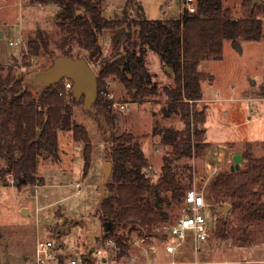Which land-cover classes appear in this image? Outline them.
<instances>
[{
  "label": "rangeland",
  "instance_id": "374dc122",
  "mask_svg": "<svg viewBox=\"0 0 264 264\" xmlns=\"http://www.w3.org/2000/svg\"><path fill=\"white\" fill-rule=\"evenodd\" d=\"M128 1L104 0L103 15L109 20H117L124 16L125 11L133 13ZM183 1L139 0L145 17L154 21L181 17ZM222 1L235 18L242 17L245 0ZM58 11L56 5H42L34 0H0V66L4 76L12 70L15 79L24 77L26 80L35 72L47 70L54 59L61 56L62 51L57 46L61 37L56 22ZM37 30L48 33L54 58L46 54H29L28 41L35 37ZM120 33L107 30L99 36L105 56L114 55ZM20 40L22 43L11 45ZM238 44L239 47L226 41L221 59L205 58L199 64V70L205 73L206 79L202 82L204 97L196 103V110L205 116V121L198 128L205 132L208 148L187 162L193 173L192 189L203 192L209 204L204 212L211 224L212 236L207 244H203L197 257L190 237L175 254L166 252L168 235L164 227L183 215V201L167 210L170 219L157 224L152 232L140 225L121 227L118 234L128 237L130 247L122 256H118V250L110 248V262L192 264L197 258L200 264H264V230L253 229L249 240L242 243L229 210L227 236H218L217 223L224 217V209L210 195L218 174L234 165V155H242L250 145L254 157L264 156V38L259 42L240 40ZM119 51L123 52L122 48ZM83 53L76 48L75 58ZM146 65L152 75V83L147 87V93L137 101L123 84L112 78L107 81L109 97L114 103H129L131 108L124 111L113 107L117 116L115 132L131 133L139 139L150 161L147 174L157 182L163 156L170 153L171 146L163 144L161 135L155 132L167 128L182 130L184 122L180 115L165 117L162 112L169 103L164 89L173 85V73L152 50L146 54ZM93 69L97 72V67ZM34 86L39 89V84ZM36 88L31 89L33 94ZM92 109L93 113L97 112ZM74 120L87 129L93 146L91 170L87 176L83 172L84 144L75 141L73 134L67 131L59 133V159L51 156L39 158L38 185L18 189L12 174L6 170L5 160L0 157V264H32L39 238L60 240L61 253L67 259L105 243L99 197L104 176L102 163L109 162L108 153L112 145L105 140L109 136L108 128H99L82 104L75 107ZM208 163L220 167L217 175H209ZM177 164L182 165L183 162ZM244 164L242 160L241 169ZM105 190L104 197L110 195L107 184ZM22 209L27 213L23 214ZM65 218H68L66 224L63 223ZM90 232H94L91 244L88 242ZM151 246L156 247V253L150 250Z\"/></svg>",
  "mask_w": 264,
  "mask_h": 264
},
{
  "label": "trees",
  "instance_id": "16d2710c",
  "mask_svg": "<svg viewBox=\"0 0 264 264\" xmlns=\"http://www.w3.org/2000/svg\"><path fill=\"white\" fill-rule=\"evenodd\" d=\"M34 2L59 7L56 22L61 32L57 42L61 56L75 58L74 51L79 48L84 53L76 59L85 58L92 68L97 67L98 99L84 110L97 121L99 128H108L109 136L105 140L112 144L108 161L113 168L111 181L107 183L110 195L100 204V219L104 239L114 238L118 256H122L130 246L128 237L118 234L121 227L140 225L152 232L157 224L170 219L167 210L183 202L192 189L193 173L187 161L208 148L205 132L198 128L205 116L196 110V103L204 97L202 82L206 79L199 64L205 58L221 59L226 41H261L264 1L254 5L251 0H245L242 17L235 18L222 0H199L197 13L189 14L184 9L181 17L167 21L148 20L139 0L128 1L134 14L125 11L117 20L103 15L104 0ZM107 30L122 31L112 57L103 54L99 43V36ZM50 45L48 33L37 30L28 41L29 54L54 58ZM121 48L123 52L119 51ZM148 50L158 54L174 75L173 85L164 89L169 103L163 108V115H180L184 122L182 130L167 128L155 132L161 135L163 144L171 146L170 153L163 156L157 182L147 174L150 161L139 139L131 133L115 132L117 116L107 81L112 78L123 84L134 101L145 95L152 83L146 65ZM35 88L26 84L24 77L15 79L12 70L4 76L0 66V157L18 189L38 185L40 157L59 159V133L63 131L71 132L75 141L84 144V176L91 170L90 135L74 120V109L84 105V96L77 100L73 89L66 91L64 80L39 85L33 94L31 89ZM92 108L97 112L93 113ZM242 157L244 167L220 172L210 195L223 209L226 204L231 206L236 233L245 243L253 229L264 230V156L254 157L249 145ZM179 161L183 164L178 165ZM229 223L224 217L218 220V236L226 238ZM84 257L88 259L86 254Z\"/></svg>",
  "mask_w": 264,
  "mask_h": 264
},
{
  "label": "built area",
  "instance_id": "2783aa9c",
  "mask_svg": "<svg viewBox=\"0 0 264 264\" xmlns=\"http://www.w3.org/2000/svg\"><path fill=\"white\" fill-rule=\"evenodd\" d=\"M199 0H184L183 10L185 9L189 14H195L198 11ZM22 40L11 45L20 44ZM65 89L67 92L74 88V83L70 79L64 80ZM115 109L130 111L129 103H113ZM207 169L211 177L218 174L220 167L211 163L207 164ZM80 186V184H78ZM185 208L183 215L179 217L173 224L165 226L168 240L165 243V250L168 254H175L181 244L187 240L188 237L192 239L194 252L196 257L202 250L203 244H207L212 236V227L205 215V208L209 206L206 201L205 194L191 189L187 192L184 199ZM113 251L118 250L113 239H106L101 246L94 247L90 252H84L80 255L71 258H64L61 249L57 247V240L55 238L38 239L35 245V255L32 264H114L109 261V249ZM150 250L157 252L155 246H151ZM84 254L88 256L85 259ZM176 262H173L175 264ZM192 264H200L196 258Z\"/></svg>",
  "mask_w": 264,
  "mask_h": 264
},
{
  "label": "water",
  "instance_id": "95a60500",
  "mask_svg": "<svg viewBox=\"0 0 264 264\" xmlns=\"http://www.w3.org/2000/svg\"><path fill=\"white\" fill-rule=\"evenodd\" d=\"M252 3L262 4V0H251ZM122 32V31H119ZM121 34V33H120ZM2 37V33H0ZM235 46L239 47L238 42L235 43ZM169 72L171 70L169 69ZM70 79L74 83L73 94L77 100H80L84 96V105L85 110L91 108L98 99V81L97 75L91 65L85 58H71L66 56H58L54 59L53 64L43 71L35 72L31 77L25 80L26 84L32 85H50L58 84L62 80ZM243 157L241 154L234 155L233 162L234 165L231 166V170H239L240 163L242 162ZM104 169V176L100 182V197L99 200L102 202L104 195L106 193L105 184L110 181L112 174L113 165L110 162L102 163ZM231 206L226 204L224 206V218H228V213ZM22 213L26 214L27 210L22 209ZM68 221V218L64 219V224ZM64 225L61 228V232L64 230ZM94 232L89 233V244L92 243V237ZM61 246L60 240H57V247Z\"/></svg>",
  "mask_w": 264,
  "mask_h": 264
}]
</instances>
